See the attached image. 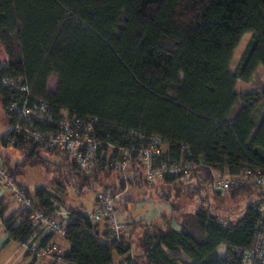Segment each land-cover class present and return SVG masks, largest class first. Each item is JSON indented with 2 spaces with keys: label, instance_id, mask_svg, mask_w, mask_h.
Returning a JSON list of instances; mask_svg holds the SVG:
<instances>
[{
  "label": "trees",
  "instance_id": "obj_1",
  "mask_svg": "<svg viewBox=\"0 0 264 264\" xmlns=\"http://www.w3.org/2000/svg\"><path fill=\"white\" fill-rule=\"evenodd\" d=\"M247 33L251 38L231 71L235 50ZM0 46L2 60L28 77L33 96L52 103L55 119L63 110L71 116L96 117L99 138L116 144L112 158L129 145L124 133L138 130L159 134L166 143L155 167L183 158L198 164L192 174L166 175L160 182L169 188L181 185L183 192L195 196L206 188L213 190L215 172H264V88L242 94L236 90L238 80L250 81L264 64V0H0ZM54 77L58 82L50 90ZM10 94L0 87L4 108ZM238 102L241 106L229 120ZM8 146L0 142L1 162L16 177L21 164L48 167L50 158L41 149L14 145L25 154L20 164L10 165L3 153ZM45 153L61 158L56 167H49L54 175L50 183L31 191L18 180L34 196L38 209L48 210L54 199L67 205L50 188L53 184L62 195L71 188L83 194L126 185L118 174L120 183L97 189L93 177L113 174L111 166L100 164L87 177L67 154ZM129 172L130 186L149 184L143 164L135 163ZM164 185L157 188L160 201L169 200L162 192ZM256 189L257 199L235 223L215 213L202 196L191 211L172 204L179 211L180 229L163 214L157 221H134L122 240L101 231L84 208L67 205L72 215L66 221L69 248L62 264H246L244 251L254 243L264 187L238 184L228 191L236 195ZM0 218L9 240L23 244L33 238L35 227L27 212L20 207L8 212L1 195ZM57 238L42 233L39 245L57 243ZM221 245L227 247L225 256L219 255ZM26 255L32 256L28 264L39 259L30 250ZM117 256L123 257L120 262Z\"/></svg>",
  "mask_w": 264,
  "mask_h": 264
},
{
  "label": "built area",
  "instance_id": "obj_2",
  "mask_svg": "<svg viewBox=\"0 0 264 264\" xmlns=\"http://www.w3.org/2000/svg\"><path fill=\"white\" fill-rule=\"evenodd\" d=\"M0 87L11 92L5 107L9 123L0 142L6 141L12 147L20 146L27 150H55L67 154L87 177L92 175L97 166L105 163L126 179L124 188L96 192L88 214L91 221L101 231L106 230L112 238L122 240L127 235L128 229L122 215L132 198L128 176L135 163L143 164L145 178L151 184L160 182L169 174H192L198 167L189 158L170 165L161 163L159 167H155V162L166 152V143L159 134L146 135L138 130L124 133L123 138L129 145L126 148L120 147L119 155L112 158L116 144L111 139L99 138L96 117L71 116L63 110L59 112V118L55 119L52 103L48 99L33 96V86L28 77L12 69L5 60H0ZM183 150L188 155L191 154L189 146L184 145ZM18 180L10 167L1 162L0 157V191L10 193L12 200L27 212L35 227L33 238L36 239L32 238L22 245L39 259H49L50 264H62L65 254L63 246L51 241L41 248L39 236L48 232L64 238L66 221L72 215V210L58 199L51 201L48 210L38 209L34 196L26 187L19 185ZM238 184L264 187V172L246 168L240 175L226 173L215 177L213 188L224 195ZM257 210L260 221L253 246L244 251L246 264H264V199Z\"/></svg>",
  "mask_w": 264,
  "mask_h": 264
},
{
  "label": "rangeland",
  "instance_id": "obj_3",
  "mask_svg": "<svg viewBox=\"0 0 264 264\" xmlns=\"http://www.w3.org/2000/svg\"><path fill=\"white\" fill-rule=\"evenodd\" d=\"M251 38V33H247L243 36L239 46L236 48L230 69L231 71H234L236 66L239 63V60L241 58V55ZM5 54L3 53V49L0 46V59H4ZM204 69L208 71V66L204 64ZM58 82L57 78H51L49 82V89L53 90ZM264 88V64H260L251 78L250 81H242L238 80L236 90L238 93H246V92H253V91H260ZM241 103L238 102L230 116L229 120H232L235 116V114L238 112V109L240 108ZM9 123V115L6 113L4 105L2 103V100L0 98V138L5 133V130L7 129ZM4 157H9V163L10 165L15 166L16 164H20L23 160L24 156V150L16 149L12 146L4 147L3 148ZM48 158H50L48 167L46 166H25L22 167V164L20 166V170L18 171L21 174L18 178L19 180H22V183H24L26 186L29 187L31 191L35 189L36 186L41 184H49L52 177L54 178V175L52 172H50V168L56 167L55 162H61V158L57 155H51L47 154L45 152H41ZM8 160V158H5ZM50 167V168H49ZM22 168V169H21ZM223 175L220 172H215V177H219ZM120 176H118V173L114 172L113 174H100V176L97 178L94 176V179H97L96 188L100 189V185H109V184H118L120 183ZM53 182V181H52ZM149 183V182H148ZM195 183H192L190 186L192 187ZM164 185V182H157L155 184H143L142 186L135 187L130 186V191H132V203L130 204V210L134 208L133 202H141L147 201L151 204H163L166 206L165 211L160 213V217L165 214L167 217L173 219L175 216V211L172 208V204L177 206L176 208L178 210L184 211V210H193L195 205H197L198 202H202V198H206V203H208L211 206V209L218 213L221 216H227L230 218L232 223H235L244 213L245 208L248 204L254 202L258 197L259 190H253L250 193L245 194H233V192L226 193L224 195L221 194V196H218L213 190L210 189H204L202 192L198 193V195L194 196V193L191 191L183 192V186L179 185V187H173L169 188L164 185L163 187V193L168 197L169 200L160 201L159 196L157 195V188H160ZM50 188L53 189V191L58 195L62 196L65 200V203L67 205L76 206L78 209H83V211L86 214H89L92 209V204L95 199L96 192L95 190H87L85 188V191L83 194H78L75 191H73V188L69 190L68 193H65L62 195V192H59V188L55 186L54 184L50 186ZM58 189V190H57ZM58 191V192H57ZM203 196V197H202ZM171 200V202H169ZM81 206V207H80ZM163 205L159 208H162ZM179 213V211H176ZM157 213H155L154 216H156ZM142 215V214H141ZM140 215V217H141ZM19 247L18 243H13V245L6 248L5 255L9 254L11 252L12 248ZM225 248V247H222ZM13 249V250H14ZM25 248L20 250L19 253L14 256L12 262L10 264H22V260L25 258Z\"/></svg>",
  "mask_w": 264,
  "mask_h": 264
},
{
  "label": "crops",
  "instance_id": "obj_4",
  "mask_svg": "<svg viewBox=\"0 0 264 264\" xmlns=\"http://www.w3.org/2000/svg\"><path fill=\"white\" fill-rule=\"evenodd\" d=\"M0 195L2 198H4L5 202L8 205V212H12L13 210L19 208V206L12 200L10 193L8 191L1 190ZM131 203L132 202L129 203L127 210L122 215L123 219L127 225V229H128L127 235L130 234L134 221L143 220L145 222H151V221L160 220L161 219L160 213H162L166 209V206H164V203L163 204L156 203L153 205L151 203H148L147 201L142 200L141 202H137V201L133 202L134 208L132 210H130V206H131L130 204ZM162 205H163V207L159 208ZM155 213H157L156 216H154ZM140 215H141V217H140ZM178 215H179L178 212L175 211V216L172 219L171 223L175 228L180 229ZM161 222L163 223V221H161ZM56 241L58 244L63 246L64 249L67 250L69 248V243L64 238L59 237V238H57ZM14 242L18 243L17 241L9 240V235L6 232L4 222L0 218V264H10L12 262L14 256H16V254L19 253V251L24 249V248H25L26 252H25V256H24L25 258L22 260V264H28L32 260V256L26 255L28 249L20 243H18L19 247H16L15 249L12 248L11 252L9 254L5 255L6 248L13 245ZM222 247H225V248H222ZM218 251H219L220 256H225L226 251H227V247L225 245H221L219 247ZM136 254H137V249L135 248V245H133V247L131 249V256L135 257ZM122 258L123 257H121V256H117L116 262H120ZM34 264H50V260L49 259H45V260L38 259L35 261Z\"/></svg>",
  "mask_w": 264,
  "mask_h": 264
}]
</instances>
